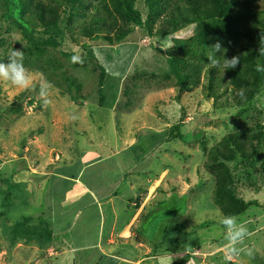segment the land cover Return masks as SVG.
Here are the masks:
<instances>
[{
    "label": "rangeland",
    "instance_id": "1",
    "mask_svg": "<svg viewBox=\"0 0 264 264\" xmlns=\"http://www.w3.org/2000/svg\"><path fill=\"white\" fill-rule=\"evenodd\" d=\"M15 1L0 0V62H8L11 50L23 51L33 85L22 90L0 81V264H51L52 251H58L57 246H49L54 233L49 239L27 242L14 238L13 229L28 218L33 219L31 225H38L39 218L45 220V206L60 207L63 200L83 194L78 188L74 191L78 179L90 192L102 189V194L110 192L108 186H123L117 190L123 199L121 222L127 223L136 213L139 222L132 230L135 238L120 243H145L150 250L148 264L183 260L184 264H264V90L239 105L231 86L229 96L223 88L216 102L209 96L206 74L217 41L222 51L215 55L221 64L224 57L237 56L234 53L243 52L247 45L259 49L264 0H239L248 13L228 32H209L199 38L196 25H191L167 39L157 35L172 28L165 17L190 15L189 0H158L161 18L154 37L146 27L128 21L118 0H83L73 17L71 4L42 0L72 19L69 27L65 19L62 24L68 34L64 45L42 50L33 48L13 25L10 15L15 13ZM136 8L145 22L150 14L147 1L139 0ZM99 18L109 20L112 31L88 37L83 27H91ZM120 29L131 30L121 42L114 38ZM186 42L195 53L187 60H193L202 73L180 94L165 54H175ZM77 55L82 63L72 62ZM240 69L244 68L229 69V78L240 75ZM102 72L105 101L101 106ZM69 78L82 85L80 102L71 99ZM41 84L51 86L44 98ZM183 117L182 133L188 140H175L171 131ZM242 144L252 157H240L238 164L227 162L224 158ZM225 165L239 196L261 205L237 218L249 231L244 245L252 249V256L242 253L228 262L224 260L226 229L220 225L223 216L214 199ZM174 197L180 198L181 208L185 205L182 212L151 223L148 217ZM147 225L154 229L152 241L143 236Z\"/></svg>",
    "mask_w": 264,
    "mask_h": 264
},
{
    "label": "trees",
    "instance_id": "2",
    "mask_svg": "<svg viewBox=\"0 0 264 264\" xmlns=\"http://www.w3.org/2000/svg\"><path fill=\"white\" fill-rule=\"evenodd\" d=\"M42 0H16L13 2L15 13H11V20L13 25L22 32L24 39L31 44L35 49H58L64 45L67 37L66 31L63 29L64 19L68 23V27L72 23L71 17H73L75 11L78 9V5L83 0H59V2L71 4L70 16L61 15L59 13L60 8L50 5L47 6ZM125 17L134 26H143L149 30V34L154 37L153 29L156 26L158 20L161 18L160 4L158 0H146L150 8V14L148 19L144 22L141 12L136 8L139 0H118ZM188 10L190 15L178 13V15H169L165 17V22H168L172 28L169 30H160L157 35L160 37L171 36L176 33L178 29L185 28L187 26L196 25L195 36L204 38L209 32L221 31L228 32L230 27L238 25L248 13V9L244 6H240L239 0H189ZM246 6V4H244ZM110 21L108 22L99 18L96 19L91 27H83L84 33L88 37H93L94 33H108L112 31L110 28ZM264 30V26H263ZM131 34V30L118 31V34L114 37L117 41L121 42ZM264 36V35H263ZM107 41L113 42L112 37L106 36ZM194 38V37H193ZM193 38H190L188 43L192 42ZM261 38V37H260ZM260 38L258 43L260 47ZM74 39V36H73ZM186 45L183 48H178L173 53L165 54L168 64L171 68V73L177 80V85L180 94H182L187 87L194 82L195 75L202 73L199 66H197L192 60L189 62L187 57L195 53ZM85 51L91 53V48L87 45H83ZM243 52H235L234 54L240 57V63L237 65L242 73L229 78L232 74H227L229 69H225V73L220 72V67L208 68L206 71L207 78L209 80L208 92L209 96L219 101L221 97L220 91L224 88V94L229 96L230 87L232 86L233 95L235 96L237 104L241 105L242 100L247 98L249 102L253 101L264 90V72H257L256 66L259 63L264 66V57H258V50L255 47L249 45L245 46ZM194 58V57H193ZM103 71V68L99 67ZM235 69V68H234ZM197 71L199 73H197ZM197 73V74H196ZM231 73V72H230ZM199 79L200 76H198ZM105 80V74H101L100 83V104H104V91L103 84ZM70 84V96L73 102H80L82 99L81 88L82 85L77 82L76 79L69 78ZM237 91L239 94L235 93ZM223 95V94H222ZM2 108H0V114ZM183 117L181 123L176 125L170 134L173 139L188 140L182 133V127L185 123ZM191 139V138H190ZM238 145V144H237ZM258 150V149H257ZM256 150V151H257ZM228 158H224L227 162L238 164L240 157L251 158L252 155L245 154L244 145L236 146L235 151ZM244 159V158H243ZM264 174V163L262 165ZM216 190L214 194L215 204L220 210L222 216L232 215L240 217L245 215L250 209L261 207L258 201H245L239 196L235 179L230 173V169L225 165V172L219 176L217 180ZM10 200V197L8 198ZM178 201V202H177ZM180 198L174 197L173 200L166 206V204L160 205L161 215L171 216L174 213L182 212L184 206H180ZM166 207L170 209L166 211ZM154 219V216L150 217ZM38 225H31L33 219L28 218L23 222L17 224L13 229L14 238L23 237L27 242L40 240L42 238L49 239L52 237V230L50 225L44 219H38ZM153 221V220H151ZM186 260L180 261L178 264H184Z\"/></svg>",
    "mask_w": 264,
    "mask_h": 264
},
{
    "label": "crops",
    "instance_id": "3",
    "mask_svg": "<svg viewBox=\"0 0 264 264\" xmlns=\"http://www.w3.org/2000/svg\"><path fill=\"white\" fill-rule=\"evenodd\" d=\"M75 181L77 187L74 191L78 188L83 194L65 202L63 200L58 204L60 207L49 204L42 214L55 236L49 246H57L58 249L57 252L52 251L55 258L51 264H148L150 250L145 243L140 240L137 246L120 243L121 239L129 241L135 238L132 230L139 222L138 213L130 215L127 223L121 222L123 199L121 193L117 192L121 186H108L110 192L107 194V190L102 194V189L90 192L85 183L81 186L80 179ZM102 184V181L96 183L99 186ZM120 189L123 190V186ZM85 197H89V200H85ZM151 216H154L151 223H158L165 215H161L159 207ZM122 226L127 227L121 229ZM143 230V236L152 241L154 229L147 225ZM127 232H130L128 236ZM118 247L123 251H118ZM138 250L142 253H138Z\"/></svg>",
    "mask_w": 264,
    "mask_h": 264
},
{
    "label": "clouds",
    "instance_id": "4",
    "mask_svg": "<svg viewBox=\"0 0 264 264\" xmlns=\"http://www.w3.org/2000/svg\"><path fill=\"white\" fill-rule=\"evenodd\" d=\"M167 39V37H165ZM212 54L208 56V66L211 68L220 67L224 69H234L240 63L239 56H233L230 59H223V64L217 59L215 53L222 51L221 42L217 41L212 45ZM167 50V49H165ZM258 57H264V36L260 38V47L258 50ZM73 63L80 62L82 60L80 56H73L71 58ZM257 72H264V66L259 63L256 66ZM0 81L10 83L13 87L28 90L33 85L32 76L27 68L23 64V51L21 50H11L8 56V62H0ZM47 87L41 84L40 95L42 98L46 96ZM47 104L48 101L45 100ZM220 225L226 229L224 234V239L227 241L225 244L224 260L225 262L232 261L235 257H239L242 253L248 256H252V249L244 245L245 238L249 235V231L246 225L242 222L238 223L237 217L232 215H227L222 217L220 220Z\"/></svg>",
    "mask_w": 264,
    "mask_h": 264
}]
</instances>
